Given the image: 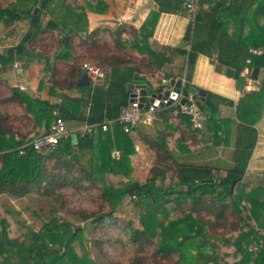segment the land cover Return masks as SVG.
Masks as SVG:
<instances>
[{
    "label": "trees",
    "instance_id": "1",
    "mask_svg": "<svg viewBox=\"0 0 264 264\" xmlns=\"http://www.w3.org/2000/svg\"><path fill=\"white\" fill-rule=\"evenodd\" d=\"M193 1L197 10L184 37L190 48L164 46L159 51L151 43L159 15L186 11V0H174L173 9L162 1L160 10L132 32V41L122 38L125 28L113 34L114 40L99 38V30L89 32L87 12L106 13L104 0H85L84 6L68 0L0 3V44L13 34L11 30L1 35L3 30L27 24L21 40L0 53V73L12 70L16 62L23 70L42 64L39 89L49 88L50 95L61 99L56 105L33 99L0 80V198L37 197L51 213L52 206L66 202L67 193L86 191L89 185L100 187L110 210L75 216L91 220L96 231L118 226L115 214L127 197L132 199L141 228L131 221L123 228L136 252L131 264H264V174L253 180L245 177L256 145L253 127L264 112V74L258 91L244 92L253 70L264 71V0ZM48 36L53 44L50 51L41 42ZM254 50L260 54H253ZM200 55H215L219 72L233 69L237 89L245 94L235 104L208 92L198 107L199 126L187 114L174 118L175 106L159 108L154 133L140 130L155 154L145 183L131 179L135 142L115 123L107 132L101 128L93 135L74 132L53 150L19 154L43 125L50 129L57 117L67 126L101 125L116 120L129 105L134 85L152 87L154 79L161 93L164 81L173 78L166 68L178 57L186 59L179 74L185 77L183 95L189 98L194 88L191 74ZM85 63L100 67L105 79L79 86ZM149 106L148 102L145 108ZM221 107L235 109L234 116L224 117ZM242 131L249 132L247 137ZM221 147L233 148L228 165L221 166L213 156V150ZM24 209L30 211L28 206ZM13 215L0 203V264H96L86 249L84 228L53 219L36 232ZM28 236L36 243L21 241ZM116 242L122 244L121 239Z\"/></svg>",
    "mask_w": 264,
    "mask_h": 264
},
{
    "label": "crops",
    "instance_id": "2",
    "mask_svg": "<svg viewBox=\"0 0 264 264\" xmlns=\"http://www.w3.org/2000/svg\"><path fill=\"white\" fill-rule=\"evenodd\" d=\"M68 1H70L71 3H76L78 6L85 5V0ZM162 1L168 4L167 6L165 5L168 9H173L175 6L174 0H104L106 5L105 9H107L106 13L100 14L92 11L87 12L89 19V32L99 30L102 31L100 33H97L99 38H109L110 40H114L115 37L113 36V34L119 28H125L127 31L123 33L122 38L127 41H132L134 40V35L132 34V32H138L143 26V24L146 22L148 17L152 13L158 12L160 10V4ZM190 1L191 0H186L185 2L186 11L180 13H161L159 15L154 29L153 37L151 39L152 46L155 50L159 51L164 46L170 48L182 47L186 50L190 48V45H186L184 43V37L187 33L188 27L192 24L194 19L192 12L188 10L186 6L187 3ZM232 31L233 30H230V33ZM183 66H186V59L184 57H178L175 61V64L166 68L167 74L173 75V78L171 80L183 81V79H185L184 75L180 76L179 74L180 69L183 68ZM44 67L45 66L39 63L31 64L30 67L26 70H22L21 68L17 69L13 67V70L19 72L20 75L17 76L14 72H10V74L8 75L9 78L7 79L8 85H10L11 87L19 88L20 90L21 87L25 88L21 91L27 93L33 99L48 101L49 103L55 105L60 104L61 99L56 96L50 95L49 88L39 89V84L44 75ZM224 71L219 72L217 70V61L215 55H200L196 61L194 70L191 74V84L197 91L203 90L207 93L211 92L213 94L231 100L235 104H237L245 94L244 92L251 93L259 90L261 85L260 81L263 78L264 74V71L260 70L257 80L252 79L250 75V77L247 78L245 91L241 92L237 89L236 80L233 78L234 76L228 77L225 75ZM83 74L84 72H82L81 76ZM247 74L248 71H245L243 75ZM171 80L165 81L170 84ZM151 83L153 89L147 84H137L134 85L132 88L140 89V86H146L149 90H153V92H155L158 85L154 79H151ZM155 93H158V91H156ZM183 97L187 98L185 96ZM151 98L152 96L149 97V100ZM187 100H189V102L192 101L191 93ZM221 113L224 117H233L235 109L230 107H221ZM74 123L76 125L81 126L80 123ZM153 124L143 126L140 125L138 129L131 133L135 142L136 150H138V144L142 145L143 147L146 146L148 148V146L143 142L141 138L140 130H143L145 134H153ZM69 125L68 128L72 132V134L74 132H77L78 128H74L72 130ZM253 128L256 130V145L253 150L250 162L248 164L245 176L248 180L258 179L264 174V112L262 119ZM31 129L32 125L29 126V129H23V134H27L28 131ZM47 131H49V129L43 125L39 129L37 136L43 135ZM247 133L249 132L242 131V137H247ZM253 137L254 136H252V139ZM198 146L201 147V144L199 143ZM232 152L233 148L223 149L221 147L213 150V156L215 159H219L220 165H228L231 162L230 156ZM223 154L229 156V158H227L228 162H224L222 158ZM14 200L17 202L22 199L3 195L0 198V203L3 204V201H5L3 205L8 210H11L15 216H18L16 215V212H18V217H21L24 212L26 213V210H17L15 207L17 205L13 203ZM6 201L10 202L13 207L11 206L10 208Z\"/></svg>",
    "mask_w": 264,
    "mask_h": 264
},
{
    "label": "rangeland",
    "instance_id": "3",
    "mask_svg": "<svg viewBox=\"0 0 264 264\" xmlns=\"http://www.w3.org/2000/svg\"><path fill=\"white\" fill-rule=\"evenodd\" d=\"M8 1L9 0H0V3H7ZM11 30L13 34L10 36V38L7 37L5 39H2L5 40V42L0 44V53H4L7 47L14 46L21 40L22 36L27 30V24L22 22L16 23L6 31L3 30L1 35H5ZM48 38L45 37L41 39V42L46 47V49H49L50 51L51 47H53L52 37L48 36ZM17 65H19V63H17ZM14 66L15 64L13 65V67ZM19 68L20 67L18 66L17 69ZM21 69L23 70V68ZM10 72H14L17 76L20 75L19 72L14 71L13 69L5 70L0 73V80L8 81L7 79L9 78L8 75L10 74ZM69 127L73 130L74 128L79 129L80 126L73 123L70 124ZM138 146L139 147L138 150H136V154L131 158L133 166L131 179L140 183H145L148 176L150 175L151 168L155 164V154L149 149V147H143L140 144H138ZM114 156H117V154ZM222 158L224 162H228L227 158H229V156L223 154ZM200 160L201 159H198L197 161ZM84 189L86 191H83V189H81V192L79 193H76V191L67 193L66 202L62 200L61 207L58 203L55 206L51 207L52 214L49 212V205L40 198H25L17 202L14 200L13 203L17 205L15 206L17 210H22L24 209V207L28 206L30 211H26V213L24 212L21 217L15 215H13V217H15L18 222L25 223V225L29 228H33L36 232L41 231L44 224H49L53 219H57L60 221H69L75 227L79 226L84 228V243L89 256L94 262H96V264H131L133 257L136 256V252L135 248H132L127 243V237L123 231V228L124 226H127L128 222L130 221L133 222L137 228H141L139 216L137 215V212L135 210L134 202L132 201V199L127 197L122 206L118 209L117 213L115 214L117 222L119 223L118 226L108 225L105 229L96 231L90 224L91 220L84 222L79 218L80 216H75V213L85 212L100 215L108 212L110 210V206L103 201L100 195V187H93L89 185ZM4 203L5 201H3V204ZM7 203L10 208L11 206L13 207L10 202ZM52 203L55 204V201H53ZM32 211L35 212L36 215L32 214ZM97 238L99 242L96 245L94 240ZM117 239H121L122 244L120 242H116ZM22 240L26 245L36 243L33 236L22 238L21 241ZM251 248L255 249L254 246H251L250 249ZM145 264L152 263L148 262Z\"/></svg>",
    "mask_w": 264,
    "mask_h": 264
},
{
    "label": "built area",
    "instance_id": "4",
    "mask_svg": "<svg viewBox=\"0 0 264 264\" xmlns=\"http://www.w3.org/2000/svg\"><path fill=\"white\" fill-rule=\"evenodd\" d=\"M187 9L194 14L197 10L196 2L191 0L187 3ZM253 54H258L256 50L252 51ZM15 68H18L17 62L15 63ZM83 72L87 74L89 81L97 84L105 79V73L100 69V67L96 65H92L90 63H85L82 68ZM185 79L182 81L181 91L176 100H171L169 97H162L159 101L160 105H155V103H150L148 109L142 107L141 99V89L139 88H132L131 89V98L132 102H129V105L122 108L119 117L114 121H106L101 125H89L87 123L82 124L78 132L81 133L82 136L84 135H93L99 128L103 132H107L112 124L120 125L125 133L131 134L134 131V128L143 124V125H151L156 120V113L158 112L159 108L164 107H171L175 106V111L172 113L173 117H177L179 113L187 114L192 117V120L196 126H199L201 120V114L198 107L195 105L193 101L187 100V103L177 109V106L180 105L181 100L184 98L183 96V89L185 86ZM164 90L161 93H165L168 90L172 92V88L169 87L168 82H164ZM25 88L21 87V90ZM72 135V132L69 130L66 122L61 117H57L53 124L51 125L48 132L44 133L43 135L35 137L32 141L24 144L19 149V154L24 155L27 150H34L36 152H42L45 150H53L55 149L61 139L67 138ZM251 251L254 250L253 248L250 249Z\"/></svg>",
    "mask_w": 264,
    "mask_h": 264
},
{
    "label": "water",
    "instance_id": "5",
    "mask_svg": "<svg viewBox=\"0 0 264 264\" xmlns=\"http://www.w3.org/2000/svg\"><path fill=\"white\" fill-rule=\"evenodd\" d=\"M259 68H255L253 72L251 73V78L254 80H257L259 76ZM225 75L228 77H233L234 76V70L230 68H226L224 71ZM78 85L79 86H89L90 81L87 76V74H83L79 80H78ZM170 87L172 88V92L168 90L167 92L163 93H155L153 90H149L146 86H140L141 89V103L142 107L149 102V103H155V105H160L163 106L162 104H159V101L162 99V97H169L171 100H176L180 94L181 91V86H182V81H175L171 80L170 82ZM192 95V101H194L195 105L199 107L202 102L206 100L207 92L200 90L197 91L195 88H192L190 91ZM152 96V98L149 100V97ZM133 100H130L132 102ZM187 103V98H183L180 102V105L177 106V109L179 110L181 106L185 105ZM202 123V120H200V124Z\"/></svg>",
    "mask_w": 264,
    "mask_h": 264
}]
</instances>
